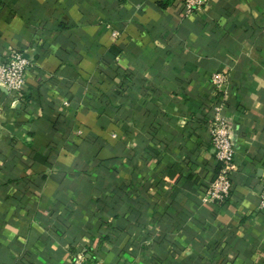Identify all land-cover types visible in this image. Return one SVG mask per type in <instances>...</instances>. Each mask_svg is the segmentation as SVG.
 I'll return each instance as SVG.
<instances>
[{"label":"crops","instance_id":"obj_1","mask_svg":"<svg viewBox=\"0 0 264 264\" xmlns=\"http://www.w3.org/2000/svg\"><path fill=\"white\" fill-rule=\"evenodd\" d=\"M120 31L112 35V29ZM0 264H264V0H0ZM228 91L215 92L212 76ZM225 102L238 168L205 202Z\"/></svg>","mask_w":264,"mask_h":264},{"label":"built area","instance_id":"obj_2","mask_svg":"<svg viewBox=\"0 0 264 264\" xmlns=\"http://www.w3.org/2000/svg\"><path fill=\"white\" fill-rule=\"evenodd\" d=\"M184 16L191 17L202 14L210 0H179ZM120 31L112 29L114 37ZM35 66L34 60L18 48H10L4 58H0V86L12 93L19 94L27 86L28 70ZM215 92L228 91L225 86L226 78L223 73L216 72L212 76ZM225 102L217 99L212 104L214 111L209 124V134L213 145L214 155L219 164V171L215 178L204 188L203 200L216 204H225L232 189V174L238 168L236 161L237 149L235 144V130L231 116L225 112ZM260 210H264V187L260 195ZM71 264H108L103 260H89L87 250L80 248L72 258Z\"/></svg>","mask_w":264,"mask_h":264},{"label":"trees","instance_id":"obj_3","mask_svg":"<svg viewBox=\"0 0 264 264\" xmlns=\"http://www.w3.org/2000/svg\"><path fill=\"white\" fill-rule=\"evenodd\" d=\"M218 171H219V164H218V167H217V170H216V174L218 173Z\"/></svg>","mask_w":264,"mask_h":264}]
</instances>
